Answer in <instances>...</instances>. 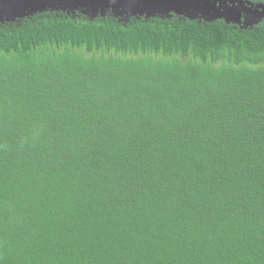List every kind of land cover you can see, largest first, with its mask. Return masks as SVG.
Segmentation results:
<instances>
[{"label":"trees","instance_id":"1","mask_svg":"<svg viewBox=\"0 0 264 264\" xmlns=\"http://www.w3.org/2000/svg\"><path fill=\"white\" fill-rule=\"evenodd\" d=\"M0 264H264V20L0 22Z\"/></svg>","mask_w":264,"mask_h":264},{"label":"water","instance_id":"2","mask_svg":"<svg viewBox=\"0 0 264 264\" xmlns=\"http://www.w3.org/2000/svg\"><path fill=\"white\" fill-rule=\"evenodd\" d=\"M46 10L80 11L90 19L109 11L127 22L131 17L177 14L190 20L214 21L250 28L264 20V3L249 0H0V22H14Z\"/></svg>","mask_w":264,"mask_h":264},{"label":"flooded vegetation","instance_id":"3","mask_svg":"<svg viewBox=\"0 0 264 264\" xmlns=\"http://www.w3.org/2000/svg\"><path fill=\"white\" fill-rule=\"evenodd\" d=\"M251 1L252 3H254V5L258 4V3H264L263 0H249ZM262 22V21H261Z\"/></svg>","mask_w":264,"mask_h":264}]
</instances>
